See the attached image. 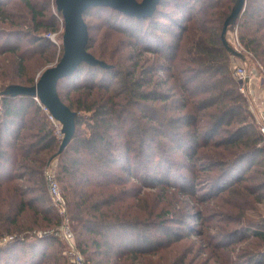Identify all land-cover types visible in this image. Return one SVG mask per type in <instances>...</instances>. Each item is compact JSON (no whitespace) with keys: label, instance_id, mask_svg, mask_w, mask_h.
<instances>
[{"label":"trees","instance_id":"1","mask_svg":"<svg viewBox=\"0 0 264 264\" xmlns=\"http://www.w3.org/2000/svg\"><path fill=\"white\" fill-rule=\"evenodd\" d=\"M168 1L141 19L95 7L110 12L111 41L96 49L86 23L88 52L106 67L83 63L59 82L77 113L60 152L33 97L9 93L35 84L33 63L54 60L56 0H0V264H67L63 225L87 264H187L179 246L191 233L224 251L248 240L222 264H264V218L248 214L264 202V140L233 77V58L243 59L223 41L239 0ZM230 29L264 71V0H246Z\"/></svg>","mask_w":264,"mask_h":264},{"label":"water","instance_id":"2","mask_svg":"<svg viewBox=\"0 0 264 264\" xmlns=\"http://www.w3.org/2000/svg\"><path fill=\"white\" fill-rule=\"evenodd\" d=\"M161 0H56L57 12L64 22L63 48L60 61L53 67L47 68L33 86H13L9 93L13 95L37 96L50 110L51 114L62 124L64 138L60 152L68 144L75 131L77 113L62 102L58 95V84L61 80L71 77L78 68L86 63L90 66L106 65L88 52L89 32L83 18L91 8H110L132 18H149L153 16ZM246 0H239L236 9L225 22L224 33L231 19L240 14ZM227 48L231 49L223 37ZM235 55L243 59V55L235 51Z\"/></svg>","mask_w":264,"mask_h":264},{"label":"rangeland","instance_id":"3","mask_svg":"<svg viewBox=\"0 0 264 264\" xmlns=\"http://www.w3.org/2000/svg\"><path fill=\"white\" fill-rule=\"evenodd\" d=\"M2 1L3 2L9 1V4H10L9 6H13L15 4V0H11V2H10V0H2ZM139 1L141 2L142 0H139ZM168 2H170V0ZM193 5H194V3H192L191 6H193ZM51 10H52V13L56 17L58 16L57 18H59V15L58 14L56 15V9L53 5L51 7ZM103 10H105V11H103ZM103 10H101V9L98 10L95 8L90 9L88 14L85 15L86 23L88 24L89 28L91 29V34L93 37V43L92 44L96 49L98 48V49H102V50H104V48H106V47H108V45H110L111 39H109V37H105L104 34L108 31H110L109 27L112 26V24H110V22L106 23V21H104L106 17L107 18L110 17L109 16V14H110L109 10H107V9H103ZM24 29L26 30L25 27H24ZM9 32H14V29H7L6 33H9ZM235 32H236L235 30L230 29L223 36L225 42L229 46H233L235 44V39H234V33ZM51 34L54 35V39H55L54 44H56V56L54 57V60L52 62H48V63L43 64L42 61H40V62L37 61V63H33L31 65L29 73H30L31 77L34 78L35 83L39 79L41 74L47 68L53 67L54 65H56L60 61L59 58L61 59L63 56V53H64V48H63L64 28L61 26L60 21H59L57 32H54ZM42 35H46V34H42ZM237 35H238V33H237ZM8 36H10V35H8ZM10 38H12V40H11L12 42H15L17 40L15 37H10ZM28 40H29L28 38H25V39H23V42L25 43ZM60 51L62 53L61 57H60ZM242 55H243V60H241L239 58H233V59H235L234 63H236L238 66L240 65L242 67H245L248 70H251V69L256 67L254 65V63L251 61L250 56H248V54L242 53ZM149 56H151V55H149ZM257 93H258V91H257ZM247 99H248V103H249V109L252 112V114L255 116V119L257 122V127H258L260 125V122H261L260 112L262 111L261 105L264 103V100H262V99L259 100V98H257V95H256V100H253L252 98H249V97ZM203 188H205V187H200L198 189V191H199L198 197L201 196L202 194H204L205 190L202 191ZM150 193H154L157 195V193L155 191H150ZM167 193H168L167 194L168 197H166V198H168L169 200L173 199L171 197L174 194V191L171 190ZM51 199L53 202V204H52L53 207L59 211V206L57 204H55L52 197H51ZM168 199H166V201H168ZM179 199H181V201L186 200L187 202H190L191 206H194V207L199 206V208H202V205L201 204L198 205L197 204L198 201L193 200L192 198L182 196ZM150 200H152V198ZM256 206L257 207H256L255 211H252V210L248 211V214H250L252 216V220H254V221H256L260 218H264V202L262 204L256 205ZM138 210H140V209L138 208ZM215 223H218V221L216 220ZM196 224H197L196 222L193 223V230H195V231L200 230L201 228L199 227V225H196ZM209 232L214 235V234H216L217 229L210 230ZM183 233H184V235L189 234V233L186 234L185 232H183ZM219 234H221V233H219ZM218 241H215V242L218 243ZM220 242L222 243V241H220ZM246 242H248V240L243 241L242 243L231 245L229 247V250L224 251V250H221L218 248H213L209 243H205V242L201 241V238L198 237L197 235H195V233H191V235L185 241H183V243L180 244L179 251L184 252L181 250L187 248V250H188L187 252H189V253H187V259H186L187 264H222V262L225 260V258L227 259L229 257V255H230L231 260H233V259L235 260V258H233V256L236 255L238 252H240L241 251L240 249H242V248L246 249L248 247V246H246V244H247ZM62 245H63V251L65 253L66 248H65L64 242ZM53 247H54V249L60 248L57 245H54ZM216 249H218L219 251L218 250L215 251ZM232 250H234V252H232ZM212 254H217V255L221 256L222 259L219 261L216 259H212V258H214L213 256H211ZM66 259H67V264H69V258L67 257ZM150 259L154 262L156 260L155 258H151V257H150Z\"/></svg>","mask_w":264,"mask_h":264},{"label":"built area","instance_id":"4","mask_svg":"<svg viewBox=\"0 0 264 264\" xmlns=\"http://www.w3.org/2000/svg\"><path fill=\"white\" fill-rule=\"evenodd\" d=\"M59 21L61 23V26L64 28V22L62 17H59ZM47 38H49L53 43L55 42L54 35L51 33L47 35ZM234 39L235 44L233 45L235 51L242 52V46L239 42L237 31L234 33ZM235 60V59H234ZM256 67L248 70L245 67L238 66L236 63L233 64L232 67V73L235 80L239 82V90L241 94H243L246 97L252 98L253 100H256L257 95V86L255 82H259L261 87L264 89V71L263 68L260 65H255ZM255 80V82L253 81ZM2 100V95L0 94V104ZM33 100L35 103L41 108V110L47 115L49 121L51 122L54 132L58 140L62 142L64 138V133L62 131L63 126L62 124L51 114L50 110L40 101V99L35 96L33 97ZM261 115V122L259 125L260 133L263 136L264 140V110L260 112ZM47 178L49 181V191L50 195L53 198L55 204L62 206L64 205V199L62 197V194L60 192V187L55 179V176L49 170L47 172ZM44 234H40V236H43ZM59 235L61 236L64 244H65V255L69 258V264H87L83 258V256L80 254L79 250L76 247L75 239L73 234L70 232L67 226H61Z\"/></svg>","mask_w":264,"mask_h":264},{"label":"crops","instance_id":"5","mask_svg":"<svg viewBox=\"0 0 264 264\" xmlns=\"http://www.w3.org/2000/svg\"><path fill=\"white\" fill-rule=\"evenodd\" d=\"M255 82V80H253ZM256 86H257V98L264 100V89L263 87H261V85L259 84V82H255ZM256 99V98H255ZM262 110H264V103L261 105Z\"/></svg>","mask_w":264,"mask_h":264}]
</instances>
